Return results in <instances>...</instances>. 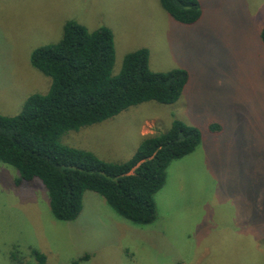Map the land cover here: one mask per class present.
I'll list each match as a JSON object with an SVG mask.
<instances>
[{"label": "rangeland", "instance_id": "374dc122", "mask_svg": "<svg viewBox=\"0 0 264 264\" xmlns=\"http://www.w3.org/2000/svg\"><path fill=\"white\" fill-rule=\"evenodd\" d=\"M198 1L200 20L183 26L159 0H0L1 115L16 116L28 97L47 93L51 80L30 55L74 21L111 30L112 75L125 55L145 48L152 72L183 69L189 79L175 104L131 107L115 132L107 121L64 135L62 145L121 163L138 134L163 133L175 120L201 133L196 150L168 167L147 226L92 192L74 222L55 220L44 186L17 187L16 169L0 162V264H17L13 253L32 263L31 250L48 264H264V0Z\"/></svg>", "mask_w": 264, "mask_h": 264}, {"label": "trees", "instance_id": "16d2710c", "mask_svg": "<svg viewBox=\"0 0 264 264\" xmlns=\"http://www.w3.org/2000/svg\"><path fill=\"white\" fill-rule=\"evenodd\" d=\"M159 3L183 26L196 24L202 16L198 0ZM260 41L264 46V26ZM29 60L51 82L46 94L28 97L16 116L0 114V162L18 172L15 185L39 181L47 191L52 216L60 222H74L82 212L84 194L92 192L128 222L152 224L156 220L155 196L165 185L168 167L201 144V133L195 127L175 120L167 131L143 139L121 163L105 162L92 152L64 146L60 140L68 133L105 123L131 107L148 102L175 104L188 83V72H152L149 52L142 48L125 55L114 76L111 30L100 27L90 32L74 21L64 25L56 44L35 49ZM209 130L220 133L221 128L211 125ZM30 256L33 262L29 264H48L37 250H31ZM12 259L23 263L16 253Z\"/></svg>", "mask_w": 264, "mask_h": 264}, {"label": "crops", "instance_id": "0c3cea01", "mask_svg": "<svg viewBox=\"0 0 264 264\" xmlns=\"http://www.w3.org/2000/svg\"><path fill=\"white\" fill-rule=\"evenodd\" d=\"M118 118H119V116H117V117L111 119L110 121H108V124H107V132H108V133H112L113 131L115 132V130H114V129H115L114 124L117 123V121H115V120H117ZM109 122H110V123H109ZM153 126H154V124H153ZM153 135H155V132H153V133L151 132V133H149V134H147V135H144V134L140 135V134H138V135H137V138L135 139V144H134V146L132 147L133 152L131 153V155L134 154V152H135V150L137 149L139 143H140L143 139L148 138V137H151V136H153Z\"/></svg>", "mask_w": 264, "mask_h": 264}]
</instances>
